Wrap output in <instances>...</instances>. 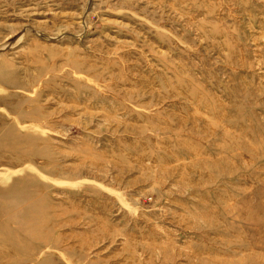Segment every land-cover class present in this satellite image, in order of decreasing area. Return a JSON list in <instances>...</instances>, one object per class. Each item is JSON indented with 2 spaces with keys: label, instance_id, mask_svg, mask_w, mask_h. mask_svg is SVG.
Instances as JSON below:
<instances>
[{
  "label": "rangeland",
  "instance_id": "1",
  "mask_svg": "<svg viewBox=\"0 0 264 264\" xmlns=\"http://www.w3.org/2000/svg\"><path fill=\"white\" fill-rule=\"evenodd\" d=\"M0 264H264V0H0Z\"/></svg>",
  "mask_w": 264,
  "mask_h": 264
}]
</instances>
